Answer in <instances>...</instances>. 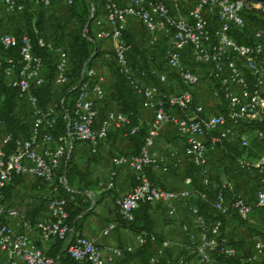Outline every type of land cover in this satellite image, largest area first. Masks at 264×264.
Instances as JSON below:
<instances>
[{
	"label": "built area",
	"instance_id": "1",
	"mask_svg": "<svg viewBox=\"0 0 264 264\" xmlns=\"http://www.w3.org/2000/svg\"><path fill=\"white\" fill-rule=\"evenodd\" d=\"M77 1L0 0V9L5 16H17L34 9L50 11L59 4L71 7ZM84 1L88 5L90 21L83 27L82 36L93 44L102 41L113 44V49L105 52L102 60L113 63L140 98L141 107L152 113L140 153L111 158L113 166L127 167L134 178L131 191L115 200L117 213L129 223L141 205L160 203L167 216L173 217L177 204L196 199L198 193L193 188L168 190L150 181L146 168L158 163L152 147L164 126H172L184 139V156L198 171L203 186L210 183L208 155L217 145L233 140L246 150L250 134L255 140L264 139L261 131L249 129L248 135L239 130L243 123L257 124L264 120V0ZM135 25L143 29L148 46L166 48L165 66L168 72L174 73V82L166 72L154 67L133 71L124 32ZM34 34L32 40L26 34L16 36L0 30V82L16 89L18 101L31 107L32 117L26 139L6 134L0 141V189L10 185L14 177L28 175L48 186L50 194L54 195L48 200L47 215L31 222L25 214L9 207L0 192V253L6 264H61L59 256L47 255L31 241L29 233L34 231L43 242L64 241L67 254L77 262L125 264V254L132 253L130 247L101 248L92 239L77 234L73 236V227L67 222L66 201L57 194L59 187L69 189L65 177H57V172L66 167L75 143L87 144L90 153L95 155L109 133L128 125L129 119L110 109L97 123L98 108L105 96V78L93 67H87V62L77 81L71 111L62 108L63 100H60L59 110L55 105L41 108L33 90L45 83L44 62L34 53V44L55 57V86L69 83L68 57L61 44L49 41L36 30ZM237 34L245 39V44L236 42ZM11 51L17 52V58L9 55ZM184 57H188L200 73L188 68ZM205 81L214 84L212 96L221 105L220 112L210 113L196 102V87ZM59 117L65 122V132L55 139L52 131ZM135 130L137 127L131 133ZM7 145L11 146L9 151L5 149ZM237 167L256 178L253 205L241 195L228 201L224 193L228 183L223 181L212 207L220 215L233 212L240 219L248 220L253 208L264 209V151L257 158L244 155L238 159ZM115 176L116 171L112 170L107 181L98 183V186L105 191L113 189ZM184 184L191 186L190 178L185 179ZM189 211L194 218L195 230L187 226L182 230L190 242L187 250L194 254L199 264H218L214 254L236 255V250L227 245V238L221 236L220 220L208 224L196 205ZM115 228V222L109 223L102 235L107 236ZM261 232L264 235V224ZM149 240L152 244L156 242L154 236ZM136 243L139 247L145 240L136 235ZM168 248L169 242L163 240L146 264H163ZM262 257L264 240L257 238L252 253L240 260L253 262ZM177 259L176 264H191L184 256Z\"/></svg>",
	"mask_w": 264,
	"mask_h": 264
},
{
	"label": "trees",
	"instance_id": "2",
	"mask_svg": "<svg viewBox=\"0 0 264 264\" xmlns=\"http://www.w3.org/2000/svg\"><path fill=\"white\" fill-rule=\"evenodd\" d=\"M68 9H70V14L66 19V24L64 26H57V30L54 32L58 33V35L52 32L53 34L51 39L61 44L67 54L69 68L68 75L70 78L69 83L64 85V87L55 86L53 84V75L55 70L54 56L47 51L38 48L34 44V53L42 57L44 66H46V71L44 73L48 78L42 87L33 90V94L38 98L39 106L41 108H46L54 102V94H56L55 88L61 87L60 93L58 95L60 96V100H63L62 108L70 112L76 97L75 88L77 86V81L84 63L87 62V67H93L96 69V63L98 61H103L102 55L104 52L99 49L97 44H93L82 36L81 31L83 27L90 21L88 19V5L86 2L84 0H78L73 6L68 7ZM34 12L37 14L34 15ZM50 12L51 10L49 11L44 9H34L32 12L24 11L19 15L21 20H19V22L16 19L17 16L12 15L9 19V26L18 27L15 28L14 32L9 31L8 29H6L5 32H12L16 36L26 34L29 35L32 40H34V31L36 30L38 33H40V35L43 37L45 36V38L49 40L50 35H48L49 37L46 36V29H43V19H48L51 15ZM68 23L70 25H68ZM134 27H138V29L141 30L140 33H138L136 30L135 32L130 33L129 30H127L124 32V38L126 44L130 47V50H132L142 60L143 65H139L137 62H129L133 71L138 72L140 70H147L150 68L146 63L148 60L146 57H151L154 55L153 53L156 51V49L147 45L146 39H144L145 33L143 29L138 25H135ZM235 40L238 44L246 43L245 39H243L239 34L235 35ZM16 54V51L9 52V55L12 57H16ZM184 63L188 68L193 70L196 69L195 65L188 57H184ZM109 66L110 74L105 79V96L98 108L97 123H100L105 118L106 113L110 109H115L118 112L126 115L129 119V124L118 130V132L121 135L125 134L127 136L129 152L125 153L121 151L118 154L137 156L140 153L149 131V126L143 120L140 111L141 100L138 95H136L129 87L125 77L119 73L118 69L113 65V63H109ZM161 66L162 65H158L154 68L160 70ZM97 71L98 70L96 69V72ZM150 80V82L156 83L155 80ZM60 100L57 101L56 104L58 110L61 107ZM18 105L19 101L17 98L16 89H13L7 86L5 83L0 82V120L2 121V127L0 130L2 131L3 135L10 134L13 138L20 137L26 139L30 134L31 123L19 115V111L17 112ZM242 125L251 127L250 129L253 131L256 130L264 133V120L257 124L243 123ZM134 127H137V130L131 133V130ZM64 132L65 122L62 117H59L57 120V126L52 131L53 137L56 139L59 135L64 134ZM236 143L224 141L223 143L217 145L212 152H210L212 155L214 153L213 161L217 164L218 172L212 177V179L210 178V183L208 186L202 185L201 177L191 162V167H189L186 171V177L190 178L192 188L196 193H198L195 205L199 211V214L206 219L208 224H211L216 220H220L222 223L220 230L221 236L227 238V245L233 247L236 250V255L234 257H226L214 254V260L218 264H264V257L253 262H242L240 260V258H246L252 253L253 244L257 238H262L264 240V235L261 232V226L264 224V209L253 208L249 219L242 220L233 212H230L227 216L220 215L212 207L215 195L223 181L228 183V188L224 193L227 199H230V202L234 200L236 195H240L234 191L230 192V185L232 184V187H235V185L239 184L237 182V179L239 178L238 176L244 178L250 173H246L238 169V159H241V157L244 155H246L247 158H257L259 156L254 151L248 150V148L243 150L237 146ZM256 146L259 147V145ZM5 149L6 151H9L11 146L7 145ZM208 163L209 160L207 161V166ZM148 168H146V172L150 179ZM59 176L65 177L68 185H73L74 182H77V184H79L78 190L80 191L87 189L89 185L87 182L88 170L87 168L81 170L76 166L73 158V149L69 154L66 167L60 169L57 172V177ZM19 179L20 176L14 177L10 185L0 189V192L4 197V201L10 199L13 185L19 182ZM53 195L54 194H50L47 197L46 203H48L49 198ZM58 196H61L66 201V211L68 214L67 222L73 227L74 236L77 233V221H79L81 214L86 209V206L81 203L80 197L82 195L76 192H70L63 187H59ZM253 203L248 204L253 205ZM151 207L152 206L148 204L141 205L134 212V220L132 222H125L121 219L118 213L115 220L116 228L120 227L128 229L136 235H141L144 238L145 243L143 245L136 248L134 251H132V253L125 254L126 259L137 260L141 264H146L148 262L149 258L153 255L155 248L163 241V236L155 230L154 224L150 218L149 210ZM251 218H253L255 222L253 223L252 221V223L249 224L248 222H250ZM229 222H232L234 225H236V227H243L247 229V233L250 237L249 240L228 238L226 235L225 226ZM151 236L156 238V242L154 244L150 243L149 239ZM186 242L187 246H189L190 242L187 240V238ZM63 243L64 241H55V244L52 246L51 250L46 254L53 257L59 256L61 264H86L71 259L67 254V246H63ZM184 257L187 263H190V260L192 257H194V254H191L190 256L184 254ZM162 262L163 264H166L165 258L162 260ZM176 263H178V259H176Z\"/></svg>",
	"mask_w": 264,
	"mask_h": 264
},
{
	"label": "crops",
	"instance_id": "3",
	"mask_svg": "<svg viewBox=\"0 0 264 264\" xmlns=\"http://www.w3.org/2000/svg\"><path fill=\"white\" fill-rule=\"evenodd\" d=\"M57 6L59 7L62 5L59 4ZM9 19L10 16L3 15L0 9V30L4 32L6 29L12 32L15 31V28L18 26H9ZM17 20L18 22L20 20L18 15ZM133 27L134 26L129 27L130 33L135 32ZM98 47L105 53L113 49V44L110 41H102L98 43ZM158 52L159 50L156 49L153 53L154 55L146 57L148 59L146 63L149 67H154L155 65L158 66L161 62ZM128 59L131 63L137 62L139 65H143L140 57L132 50L128 53ZM104 65L106 66L105 69L98 70V73L106 79V77L110 74L109 62L104 63ZM221 110L222 107L217 101L210 113H217ZM140 111L143 120L149 126L152 119V113L142 108L141 105ZM21 112L23 111H19V113ZM145 114H147V118L144 116ZM249 129L250 128L248 126L244 125L239 127L240 132L248 135ZM2 137L3 136H0V141ZM229 142L236 143V141L233 140H230ZM184 147V139L176 133L172 126L167 125L161 129L160 134L155 139L154 146L152 147V151L158 158V163L155 166L148 168V173L153 183L164 189L174 191L192 188V186L184 184V180L188 178L186 177V171L189 167H191L190 160L184 156ZM257 148L258 149L254 152L260 155L264 150H261L259 147ZM121 151L125 153L129 152L128 140L127 136L125 134L121 135L118 130H113L109 133L107 139L100 144L96 155H92L90 153V149L87 144L80 142L75 143L73 147L74 162L81 170L87 168V182L89 185L87 189L80 191L78 190L79 184L74 182L72 185L73 189H69L68 191L81 194V203L86 206V209L81 214V218L76 224L77 235L94 240L101 248L113 247L124 249L126 247H130L132 251H134L138 248V246L136 243V234L132 231L117 227L110 231L107 236L102 235V231L105 227L109 223L115 222L117 218L115 200L127 195L134 186L133 172L130 169L124 166L115 167L111 164V158L115 155H119L118 153ZM210 155L211 153L208 155V160L211 158ZM217 169V164L214 161H211L210 164L209 161V173L211 179L218 172ZM112 170L116 171L114 187L111 190L105 191L98 186V183L106 182L108 175ZM246 177L247 180L245 181V184L244 181L243 183L241 182L240 184L235 185V187H232L231 184L229 191H234L237 194L242 195L246 202L253 203L257 188L256 179L252 174H248ZM23 191H27L28 195H24ZM49 195L50 189L48 186L44 185L40 180L34 177L24 175L20 176L19 182L13 185L10 199H7L5 202L9 207L25 214L30 221L32 220L31 222H35L47 215L46 199ZM196 201L197 200L194 198L187 202L177 204L176 214L173 217L167 216L164 205L160 203L152 205L149 210V215L154 224L155 230L163 236V240L169 242V248L165 253L166 264H176V259L178 257L184 256V254L189 256L191 255V253H188L187 250L186 237L182 227L187 226L188 228L195 230L194 218L190 214L189 208L195 205ZM228 201H230L229 198ZM250 222L252 223V221ZM254 222L255 221H253V223ZM234 228H236V225L232 222L226 224L225 231L228 238H234L231 234V232L234 231ZM240 235L236 239H242ZM29 237L31 241L45 253L50 251L52 246L55 244V241H41L37 233L34 231L29 233ZM65 245L66 243L64 242L63 246ZM192 258L194 259L193 264H199L195 257ZM138 263L139 262L137 261L126 259L125 256V264ZM0 264H6L5 257L1 253Z\"/></svg>",
	"mask_w": 264,
	"mask_h": 264
},
{
	"label": "rangeland",
	"instance_id": "4",
	"mask_svg": "<svg viewBox=\"0 0 264 264\" xmlns=\"http://www.w3.org/2000/svg\"><path fill=\"white\" fill-rule=\"evenodd\" d=\"M50 13H51V15L49 16L48 19L47 18L43 19V29L44 30L46 29V31H45V33H47L46 36L50 35L49 41L57 43V41L51 39L52 38L51 36H52L53 33L58 35V33L54 32L55 30H57V26H64L66 24V19H67L68 15L70 14V9H68V7H65V6H59V7L57 6V7H54L52 9V12H50ZM36 14L37 13L34 12V15H36ZM19 18H20V16H19ZM88 19L90 20L89 11H88ZM69 23H68V25H70ZM51 25H52V29H51ZM133 29L138 31V33H140V31H141L140 29H138V27H133ZM81 33H82V31H81ZM155 48L157 50H159L158 55H159V58L161 59V62L159 63V65H162L161 69L158 70V71L166 72L167 75H168V78L170 77L171 81L174 82L176 80L175 76H174V73L168 72V70L166 69V66H164L165 65L164 61H165V55H166V48L162 47V46H158V47H155ZM104 63H106V62L105 61H98L96 63V66H95L96 69L97 70L105 69L106 66L104 65ZM54 65H55V57H54ZM154 67H156V66H154ZM45 71H46V66H44V72ZM196 72L200 73L199 69H196ZM44 77H45V81H46V79L48 77L46 76L45 73H44ZM61 87H64V86H61ZM61 87H56L55 88L56 89L55 90L56 94H54L55 95L54 96V102H53V104H50V105L57 106L56 105L57 101L60 100V96L58 94L60 93ZM213 89H214V84L209 82V81H205V82H202L201 84H199L196 87V90H195L196 91V102L200 103L201 105H203L204 108L207 109L209 112L214 107V104L217 102L215 100V98L212 96ZM219 102L222 104V102L220 100H219ZM22 107H23V109H22ZM18 110L19 111H23V112L19 113ZM18 110H17V112L19 113V115L22 118L27 119L31 123V119H32V117H31V107L28 104H26V103L19 102ZM144 116L147 118V114H145ZM250 135H249L250 144H249L248 150L256 151V149H258L256 145H259V148H261V150H264V140H262V141L261 140H255V139H253V136H250ZM0 136H4L1 130H0ZM210 157L211 158H210L209 161H210V164H211V161L214 160V158H213L214 156L211 154ZM208 167H209V163H208ZM238 177L239 178L237 179V182L240 184L241 182L243 183V181H244V184H245V181L247 180V177H244V178H241L240 176H238ZM67 186H68V189H73L72 185H68L67 184ZM23 194L24 195H28V192L27 191H23ZM250 221H254V219L251 218ZM248 223L250 224L251 222H248ZM231 234H232V237H234V238H238V236L240 234H242V235H240V237H242V239L249 240V238H250L248 233H247V229H245L243 227L234 228V231L231 232ZM250 241H252V240H250ZM134 261H137V260H134ZM193 261H194V259L192 258L190 260V263L193 264Z\"/></svg>",
	"mask_w": 264,
	"mask_h": 264
}]
</instances>
